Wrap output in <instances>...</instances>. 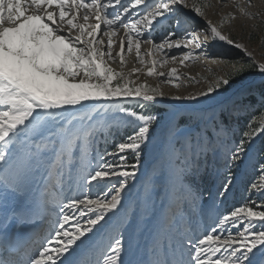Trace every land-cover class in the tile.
I'll return each instance as SVG.
<instances>
[{"label": "rangeland", "instance_id": "rangeland-1", "mask_svg": "<svg viewBox=\"0 0 264 264\" xmlns=\"http://www.w3.org/2000/svg\"><path fill=\"white\" fill-rule=\"evenodd\" d=\"M187 2L189 5H204L203 17L197 16L190 9H183L188 14L184 27L196 28L202 33L205 38L203 48L195 49V60L184 63H181L184 56L181 49H166L168 58L155 66L156 73L171 74V70L176 69L178 79L172 78L169 81L159 75H147L148 70L153 68L152 60L165 59L160 52L147 54L153 47L152 43L141 44L144 63L140 62L133 47L131 52L125 54L124 63L121 64L118 45L124 39L126 30L121 27L117 36L113 37L116 40L112 49L115 59H105L114 71L124 74V80H114L113 84L129 81L130 86L146 84L162 95H156L151 102L124 98L119 101H100L78 113L85 119L77 126L89 129L91 125L92 135L76 141L71 155L65 156L59 167L49 164L50 154L43 156L37 174L34 173L36 187L39 188L35 195H43L42 198L46 195L43 200H46L49 207L48 215L41 225L37 241L13 263L28 264L29 258L42 250L46 238L60 218V208L69 203L71 198H82L83 195L96 197L99 192L96 182L87 184L83 178L105 162L120 165L121 171H132L133 164L138 167L135 178L129 179L121 193L118 209L108 213L101 225L94 229V234H89L92 243L80 258L82 264H103L106 254H110L109 245L116 238L122 239L123 251L120 255L124 264L134 256L137 259L132 264H154L157 259L166 258V248L170 254L174 244L195 240L205 233L211 234L213 228L219 229L217 221L223 215L248 201V185L259 181L261 167L264 166V141L260 144L264 134L256 136L245 145V153L240 160L231 162L228 158L237 143L245 139L243 133L256 127L259 119L264 117V96L251 89L255 85L264 88V75L258 69L254 70L257 64L264 63V0H250V3L249 0ZM122 3L130 8V15H122V21H130L144 10L143 7L139 11L131 9L128 0H122ZM238 5L243 7V11ZM209 21L218 27L222 35L242 44L243 49L205 31ZM95 22L94 19L89 21ZM172 27L174 25L170 21H165L151 35H145L158 44ZM73 35L76 33L73 32ZM100 38L106 40L107 37ZM100 47L106 48L105 44ZM245 50L252 54L251 57ZM173 54L176 59L170 58ZM221 79H228L230 83L220 85L208 95H202ZM250 95L254 100H246ZM157 98L174 103L169 106L158 102ZM120 107L143 115L149 111V115L154 118L149 139L142 145L138 159L131 153L117 152L116 145L124 141L132 131L129 118L117 111ZM155 108L164 111L151 113ZM170 117L173 119L167 126L169 132L164 156L153 162L149 174H145L144 181L138 183L139 174L156 157L163 126ZM182 118H191V122L180 125ZM122 156H126V161H122ZM4 165L0 162V170ZM117 180L113 176L100 183L108 186L110 181L118 186ZM46 181L51 184L45 193L41 186ZM226 182L229 186L227 193L223 191ZM251 199L259 203L258 197L252 196ZM43 204L46 206L44 201ZM160 206L165 209L166 228L163 225L160 228L161 220L156 217ZM65 211L73 215V221L66 225V228H70L75 219L79 218V213L75 209ZM255 227L259 229L262 225L256 224ZM229 230L236 235L234 230ZM98 234L100 236L95 240ZM187 255L185 249V259Z\"/></svg>", "mask_w": 264, "mask_h": 264}, {"label": "snow or ice", "instance_id": "snow-or-ice-1", "mask_svg": "<svg viewBox=\"0 0 264 264\" xmlns=\"http://www.w3.org/2000/svg\"><path fill=\"white\" fill-rule=\"evenodd\" d=\"M128 3L131 9L143 6L144 10L136 18L122 21V15H130L129 6L122 0H0V162H15L13 178L0 176V184L6 189L22 191L29 173L43 156L50 154L49 164L59 167L64 157L71 155L76 141L92 135L91 125L89 129L77 126L85 119L78 113L89 107L87 102L119 101L120 98L151 102L156 95H162L146 84L130 86L131 81L113 84L114 80H124V74L108 66L105 57L115 59L113 37L121 27L126 30L119 44L121 64L133 47L144 63L142 43H152L148 55L164 54V60L151 61L153 68L148 70L149 76L159 75L169 81L179 78L176 69H172L171 74L155 72V66L168 58L166 49H181L184 52L181 63L196 59L195 49L203 48L205 38L196 28L184 27L188 14L183 9L203 17L204 5H189L187 0H128ZM238 6L243 11V7ZM91 19L96 22L89 23ZM165 21H170L174 27L165 33L160 43L149 40L145 34L151 35ZM205 31L243 49L242 44L222 35L210 21ZM101 36L108 37L105 49L100 47L105 44ZM170 58L176 59L174 54ZM256 67L264 75V63ZM229 83L228 79H221L202 95ZM117 111L129 118L132 128L126 139L116 145L117 152L131 153L138 159L142 145L149 139L154 118L124 107ZM261 134H264V117L256 127L243 133L245 139L237 143L229 161L240 160L245 145ZM121 159L126 161V156ZM137 167L133 164L132 171H121L120 165L105 162L89 172L83 179L87 184L95 181L98 194L95 198L90 195L71 198L64 204L46 244L29 258L28 264H82L80 258L92 243L89 234H94V229L108 213L118 209L121 193L129 179L135 178ZM113 176L118 178V186L110 181L108 186L101 185V181ZM248 189V201L223 215L217 221L219 229L213 228L211 234L174 244L170 254L166 248V258L157 259L154 264H264V210H259L264 209V166L259 181L251 182ZM228 190L226 182L223 191ZM252 196L258 197L259 203L252 200ZM65 209L79 213L70 228L66 225L73 221V215ZM256 224L262 227L258 229ZM109 249L110 254H106L103 264H124L120 255L122 239H114ZM0 264L8 262L0 261Z\"/></svg>", "mask_w": 264, "mask_h": 264}, {"label": "bare ground", "instance_id": "bare-ground-1", "mask_svg": "<svg viewBox=\"0 0 264 264\" xmlns=\"http://www.w3.org/2000/svg\"><path fill=\"white\" fill-rule=\"evenodd\" d=\"M142 7L143 6L137 7L135 11L141 10ZM107 39L108 37L106 38V40L104 39L105 46L107 45ZM100 101L104 102L106 100H100ZM100 101L89 102L88 103L89 107L87 109H89L91 105L98 103ZM157 101L160 103L164 102L169 106H172V104L174 103L173 101H167L160 98H157ZM172 119L173 117H170L163 126V131L161 132V139L159 141L158 150L157 153L155 154L156 157H154L150 162H148V164L139 174L138 183L144 181V175L149 174V170L153 162L161 159L162 156H164L166 138L169 132L167 126L171 124ZM14 163H15L14 161H9V164L4 165V167L0 170V176L8 175L10 179L13 178L14 172L12 170V165ZM4 169H7L8 171L5 172ZM38 169H39V165L34 166V168L31 170L22 191L13 192L11 189H6L3 184H0V223L2 222V224L0 225V230H2V234L0 235L1 259L3 257V253L5 251L6 246L10 241L14 239H20L22 238V236L25 237L31 236L35 232V224L40 223L44 218V216L47 214L46 212L47 207H45L43 204L44 201L42 198L43 195L41 196L39 194V196H37L33 194L35 192V189H37V187H35L36 183L34 180V175L37 174ZM44 186H47V183L41 186L42 192H44L43 190ZM162 208L163 206L159 207L156 217L157 219L160 218V220L163 222L165 218V209L163 210ZM136 259L137 256H134L128 262H126V264H132L133 261Z\"/></svg>", "mask_w": 264, "mask_h": 264}, {"label": "trees", "instance_id": "trees-1", "mask_svg": "<svg viewBox=\"0 0 264 264\" xmlns=\"http://www.w3.org/2000/svg\"><path fill=\"white\" fill-rule=\"evenodd\" d=\"M255 69H257L256 67L254 68V70ZM236 81V80H235ZM231 85H233V84H231ZM251 89L252 90H256L257 91V93L259 94V95H261V96H264V88L263 87H261V86H253V87H251ZM246 100H254V97L252 96V95H250L249 97H247L246 98ZM137 111H139V112H142L140 109H137ZM164 110L162 109V108H155L154 109V111H152L151 113H161V112H163ZM149 111L148 112H146V114L147 115H149ZM191 122V118H189V119H181L179 122H180V125H184L185 123H188V122ZM264 141V137H263V139L260 141L261 143V145H262V142Z\"/></svg>", "mask_w": 264, "mask_h": 264}]
</instances>
